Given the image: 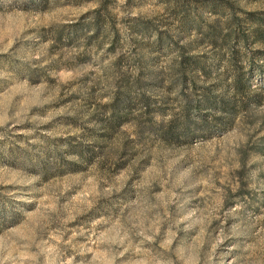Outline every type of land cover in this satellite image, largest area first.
<instances>
[{
  "label": "rangeland",
  "instance_id": "374dc122",
  "mask_svg": "<svg viewBox=\"0 0 264 264\" xmlns=\"http://www.w3.org/2000/svg\"><path fill=\"white\" fill-rule=\"evenodd\" d=\"M0 264H264V0H0Z\"/></svg>",
  "mask_w": 264,
  "mask_h": 264
}]
</instances>
